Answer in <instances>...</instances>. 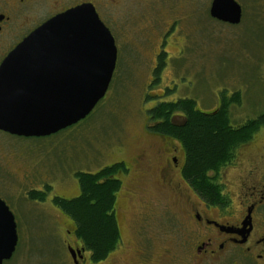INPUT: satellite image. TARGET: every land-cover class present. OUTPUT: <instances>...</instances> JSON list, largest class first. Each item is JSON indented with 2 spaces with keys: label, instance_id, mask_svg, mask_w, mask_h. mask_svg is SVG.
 <instances>
[{
  "label": "flooded vegetation",
  "instance_id": "1",
  "mask_svg": "<svg viewBox=\"0 0 264 264\" xmlns=\"http://www.w3.org/2000/svg\"><path fill=\"white\" fill-rule=\"evenodd\" d=\"M170 2L171 0H0V63L27 35L50 18L83 6L89 10L92 8L110 31L116 47V63L121 44L126 45L129 50L135 48L141 55L142 49H152L150 58L154 75L157 67L161 68L168 62L170 54L167 47L170 42L178 41V32L184 31L187 22L186 12H172ZM138 4L143 8L140 14L135 12ZM178 17L182 18L181 27V19L178 21ZM132 33L135 36L131 38ZM144 34L142 39L137 37ZM169 91L167 87L163 88V92L155 98V103L149 109L162 101L185 98L169 100ZM224 91L228 98L235 91L239 93V90ZM220 101L219 99L212 109L198 110L214 114ZM155 124L153 121L143 123L145 132L155 136L154 141L149 142L146 147V154L139 152L130 155L129 161L118 157L99 168L116 166L115 173L110 177L118 182L113 210L118 237L111 251L103 258L93 260L92 252L75 234V220L63 213L70 220V223H66L68 228L65 229L63 238L70 264H264V142L257 154L237 165L240 151L264 124L253 131L249 139L239 143L230 162L209 172L211 180L218 184L219 200L204 198L191 187L183 176L187 155L182 141L154 131ZM238 126L240 125H236ZM0 131L6 137L10 135L18 139L26 138ZM0 137L4 138L2 135ZM21 156L16 149L8 147L4 153L0 148V181L6 184L2 179H14L17 185L24 183V186L20 185L19 193L2 192L4 189L0 191V199L11 211L17 232L14 251L2 264L11 260L19 245L17 226L22 212L19 208L20 198L40 203L42 200H38L37 194L48 193L52 189L49 185L43 189L44 185L40 184L43 179L37 181L33 169L35 167H31L33 170L27 174L22 159L24 170L20 167ZM149 159L156 165L154 170L150 168ZM231 167H235L237 173L231 180L225 179L224 173ZM156 173L157 177L154 179L152 176ZM26 181L34 183L26 186ZM8 183L7 186L13 187ZM76 183V194L53 195L49 204L56 208L52 204L54 196L66 200L76 197L79 194L77 179ZM123 188L122 194H126L127 201L122 205L121 200L119 205L118 196ZM21 190L23 193H20ZM130 198L135 203L128 206ZM155 198L167 200L156 206Z\"/></svg>",
  "mask_w": 264,
  "mask_h": 264
},
{
  "label": "rangeland",
  "instance_id": "2",
  "mask_svg": "<svg viewBox=\"0 0 264 264\" xmlns=\"http://www.w3.org/2000/svg\"><path fill=\"white\" fill-rule=\"evenodd\" d=\"M210 1L171 0L172 12H186L187 22L184 31L178 32V41L170 42L167 47L168 62L159 68L157 78L152 74V49H142L141 55L135 48L129 50L121 44L106 94L85 121L45 137L18 139L0 134L4 137H0L1 150L4 153L8 147L18 150L27 174L34 169L37 181L43 179L40 181L43 189L52 186L40 203L20 198L19 245L15 255L4 264H70L63 241L70 220L49 204L50 197L76 194L78 171L95 172L118 157L129 161L134 154H146V147L155 136L145 132L143 123L148 122V109L163 88L170 90L169 100L188 97L201 110L214 108L220 91L239 90V103H233L229 109L230 123L234 126L264 111V0H235L242 8L237 25L211 18ZM142 11L138 4L135 12ZM177 19H181V27L182 18ZM134 36L132 33L131 38ZM144 36L137 35L141 39ZM257 131L240 151L237 165L260 149L264 127ZM24 163L20 164L23 170ZM149 164L154 170L155 163L149 159ZM236 173V168L231 167L225 171L224 178L231 180ZM152 177L155 179L157 173ZM2 180L6 182L0 181V191L5 190L2 192L19 193L20 185L24 186V183L17 185L14 179ZM8 182L13 187L7 186ZM33 183L26 181L25 185ZM123 190L118 196L119 205L121 200L122 205L127 201ZM166 200L155 198V205ZM133 203L130 198L128 206Z\"/></svg>",
  "mask_w": 264,
  "mask_h": 264
},
{
  "label": "water",
  "instance_id": "3",
  "mask_svg": "<svg viewBox=\"0 0 264 264\" xmlns=\"http://www.w3.org/2000/svg\"><path fill=\"white\" fill-rule=\"evenodd\" d=\"M209 14L237 24L241 7L235 0H212ZM115 61L114 39L92 8L50 18L0 63V130L47 136L84 119L105 95ZM16 241L13 215L0 199V264Z\"/></svg>",
  "mask_w": 264,
  "mask_h": 264
},
{
  "label": "trees",
  "instance_id": "4",
  "mask_svg": "<svg viewBox=\"0 0 264 264\" xmlns=\"http://www.w3.org/2000/svg\"><path fill=\"white\" fill-rule=\"evenodd\" d=\"M158 70L159 67L154 71L155 76ZM219 97L220 106L214 114L201 112L195 100L188 97L159 102L147 112L148 120L156 123L154 131L182 141L187 155L183 176L202 197L211 200H219L220 195L218 184L211 180L209 172L230 162L239 143L249 139L252 132L264 124L263 111L244 125H232L229 107L239 103V93L235 91L228 98L222 90ZM115 168L111 165L94 173L78 171L79 194L70 200L52 198L53 205L75 220V234L92 252L93 260L103 258L117 243L113 210L118 182L110 177ZM45 195L37 194L38 200L43 201Z\"/></svg>",
  "mask_w": 264,
  "mask_h": 264
}]
</instances>
